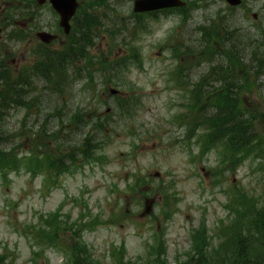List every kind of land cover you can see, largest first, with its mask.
I'll return each instance as SVG.
<instances>
[{
	"label": "rangeland",
	"instance_id": "obj_1",
	"mask_svg": "<svg viewBox=\"0 0 264 264\" xmlns=\"http://www.w3.org/2000/svg\"><path fill=\"white\" fill-rule=\"evenodd\" d=\"M90 1L78 8L79 22L96 16L89 47L57 80L31 75L42 54L71 45L57 13L48 2L0 0V73L30 75L21 103L10 100L2 116L12 166L0 170V264H72V249L91 264H182L203 231L207 253L231 257L221 235L233 219L226 203L238 191L264 203V158L242 152L225 160V144L205 138L203 117L211 111L196 104L194 85L203 74L209 81L218 62L199 56L209 51L202 39L214 35L213 24L229 32L211 43L212 53L239 43L264 63V0L237 8L190 0L182 34L176 13L134 15L126 0H101L94 10ZM37 31L58 38L43 45ZM251 75L241 110L253 117L264 151V75ZM212 85L219 84L201 83L202 90ZM111 88L123 95H110ZM123 96L133 97L132 115L109 117L104 111ZM99 121L113 132L97 135L103 144L90 159L79 157V139Z\"/></svg>",
	"mask_w": 264,
	"mask_h": 264
},
{
	"label": "trees",
	"instance_id": "obj_2",
	"mask_svg": "<svg viewBox=\"0 0 264 264\" xmlns=\"http://www.w3.org/2000/svg\"><path fill=\"white\" fill-rule=\"evenodd\" d=\"M83 1L81 0L80 3ZM100 1H90L91 5L96 7L94 10H97L99 6L96 5L101 4ZM80 12L78 11L72 21L71 45L65 50L42 54V57L46 60H42L34 66L31 75L40 79L54 77L57 80H62L65 77L66 67L74 65L83 56V52L89 47L88 34L97 23L94 15H83L82 21L79 22ZM210 27L214 35L202 39L209 51L206 50L205 55L199 56L212 55L218 58V62L212 65L207 72L211 77L209 81L204 80L206 74H203L200 77L201 80L197 81L198 84L194 85V89L198 91L196 104L198 102L202 105L203 101L211 111L207 116L203 117L202 123L205 130H207L205 138L212 143L223 142L225 144L226 151H224L223 155L226 161H228V158L232 161L233 156L239 157L242 152L247 153V155L254 154L257 158H264V151L256 146L257 137L253 117L248 111L242 112L244 100L239 95L242 87L249 83L252 73L257 75L259 81H262L264 63L260 60L257 62L258 60L254 57L256 56L255 51H250L249 53L247 51L248 46L239 43H234V46L222 52L212 53L210 50L211 43H218L217 40L222 39L219 34L228 33L229 29L225 24H213ZM199 33L203 34V32ZM236 47L239 49H236ZM122 61H120L121 68H124L126 63ZM29 77L30 75L25 74L21 78L15 75L14 78L9 74L0 73V85L3 84L5 88V90L0 91V170H5L10 168L8 166H12L7 164L12 160V151L2 148V141L6 137L2 123L4 108L10 100L17 104L21 103V98L25 95V91L29 86ZM211 80L214 84L219 85H212L210 90H202L201 83L210 82ZM115 85L118 84L115 82ZM122 98L123 100L116 103L107 115L110 117L116 114L120 117V120L124 121L132 115L134 102L132 96L128 99L125 96ZM86 126L89 127V123ZM91 128H93V132L90 133V130H88L83 138L78 141L79 157L90 159L93 151L103 144V138L98 139L97 135L108 137L106 133L113 132V130H108L103 121L95 123L94 126L91 125ZM93 133L95 134L92 135ZM46 167L49 168L50 166ZM233 198L234 201L226 203L227 208L233 207L234 209V212L231 211V214H233L232 222L221 230V235L230 241L233 247L231 257L207 253L209 245L203 247L205 240V231H203L194 237V245H196L194 247V255L182 264H264V203H258L255 197H250L242 191L236 192ZM254 239L257 240L256 247L253 246ZM78 253L81 254L80 252ZM69 257L72 264H91L86 257L79 258L74 249L69 253ZM2 261V256H0V263ZM156 264L166 263L158 258Z\"/></svg>",
	"mask_w": 264,
	"mask_h": 264
},
{
	"label": "water",
	"instance_id": "obj_3",
	"mask_svg": "<svg viewBox=\"0 0 264 264\" xmlns=\"http://www.w3.org/2000/svg\"><path fill=\"white\" fill-rule=\"evenodd\" d=\"M39 5H43L47 0H36ZM53 10L59 15V26L63 29L67 35L70 31L69 22L76 12L78 6L77 0H48ZM229 5L236 6L240 4V0H225ZM179 0H134L133 12L143 13L159 10L165 7H177L181 6ZM36 37L44 44H49L55 39V35H52L45 31L36 33ZM111 94H116V90H110ZM108 111V110H107ZM149 210V206H146V211Z\"/></svg>",
	"mask_w": 264,
	"mask_h": 264
},
{
	"label": "flooded vegetation",
	"instance_id": "obj_4",
	"mask_svg": "<svg viewBox=\"0 0 264 264\" xmlns=\"http://www.w3.org/2000/svg\"><path fill=\"white\" fill-rule=\"evenodd\" d=\"M181 1H183L184 3H185V6L183 7L184 9H185V11L187 12V10H188V6H189V1L190 0H181ZM191 10L189 9V11L188 12H190ZM173 12H177L176 10H162L161 11V13H163V14H168V13H173ZM215 14H217V13H215ZM177 19H178V23H181V24H183L180 28H181V30H182V32L181 33H183V32H187L188 31V27H187V25L188 24H190V21H191V19H190V17H189V14L187 15V16H182V14H177ZM218 16L216 15V18H217ZM253 18H254V15H253ZM255 19V18H254Z\"/></svg>",
	"mask_w": 264,
	"mask_h": 264
}]
</instances>
